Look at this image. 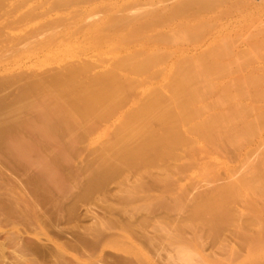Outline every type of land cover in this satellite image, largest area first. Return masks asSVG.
I'll use <instances>...</instances> for the list:
<instances>
[{
    "label": "rangeland",
    "instance_id": "rangeland-1",
    "mask_svg": "<svg viewBox=\"0 0 264 264\" xmlns=\"http://www.w3.org/2000/svg\"><path fill=\"white\" fill-rule=\"evenodd\" d=\"M114 1L116 0H0V264H198L201 258L210 264L216 261H231L236 264L249 253L247 242L251 237H264V229L258 223L249 225V222L257 218L264 219V196L241 194L233 198L227 206L231 220L216 230L210 229L205 221H195L193 225L190 213L202 192L210 194L218 184L224 186V183H220H227L232 172L235 171L234 175L238 173L235 177H241L243 173L248 178H258L261 175V169L258 168L257 171L255 166L264 160L263 124L257 137L243 140L240 144H227L223 140L213 141L215 146L212 142H201L193 146L181 144L173 154L156 159L158 162L155 160L156 163L145 168L119 165L109 168L111 173L108 172L105 177L99 174L105 166L100 167L103 165L104 154L114 153L108 151L107 147L115 140L122 116L139 107L148 97L145 85L151 80H161L159 75L171 63L172 57L166 55L168 57L152 69L151 75L120 68L121 74L130 76L129 80L120 79L129 83L123 85L125 92L122 93L121 102L108 111L107 115L102 116L105 109L101 108L102 114L99 112L98 117L80 120L82 122L72 126L71 130L64 133L61 131L53 136L44 135L43 129H40L43 126L42 119H39L41 111L30 107V104L36 101L51 104L53 100L49 92L56 88L54 89V84L51 86L50 80L62 75L67 77V72L71 74L76 69L74 71H82V74L79 71L81 81H88L106 74V71L126 57L125 52L118 55L102 53L89 44L86 38L88 28L105 15V10L100 5ZM148 1L117 0L116 2L121 3L117 14L121 18L122 14L124 17H139L140 26L151 22L145 26L154 27L149 30L148 26V31L158 38H167L176 33L180 29L175 26L177 21L189 19V23L196 22L197 25L195 23L191 27L194 29L201 27L198 24L202 23L207 32L202 29L204 26L201 24L203 27L199 28L197 34L205 32L198 37L200 40H197L196 34L193 36L194 43L191 37L189 39L192 42L187 40L189 42L183 44L190 55L200 54L203 49L210 48L218 35H228L225 39L223 37V42L232 43L234 49L229 43L230 49L234 51L231 54L227 44L223 45L224 52L228 49L231 54L230 58L229 55H226L227 58L224 56V61L232 59L234 63L230 62L236 68L232 67L235 72L220 81L226 82L238 76L245 78L251 71L255 76V70L260 72L255 77L264 79V0H205L206 4L204 0ZM183 2L192 9L186 7L188 11H185L179 7L181 3L180 6L185 8ZM191 2L201 3L193 5ZM97 4L99 7L96 8ZM175 6L177 9H174ZM171 7L174 10L182 9L185 15L182 11L177 15L173 14ZM199 7L201 10H197ZM155 9L160 10L163 17L161 13L153 12ZM126 10H131L127 11L129 16ZM166 10L175 15L174 19L172 15L168 16ZM150 11L154 13L151 15L152 19L150 17L151 21L140 17ZM196 11L198 16L195 15ZM215 14L217 18L214 17ZM209 20L216 22L213 21L215 24L212 25ZM206 21L209 27L203 23ZM105 27V33L113 31V26ZM144 27L139 28L143 30ZM173 28L176 31L173 32ZM154 37L151 38H157ZM246 47L252 50L248 51ZM259 49L262 50L258 51ZM159 52L163 56L165 48L160 47ZM237 52L239 53L236 54ZM248 54L253 55V61L249 60L251 57ZM235 56H240L239 60L248 58V61L246 59L241 63L246 66L244 69ZM235 61H239V68L235 66ZM71 69L72 72H69ZM246 74L247 76H242ZM242 78L237 79L246 82L248 77ZM239 80L234 81L240 83ZM256 81L255 85L258 83ZM259 83V86H243L246 91L252 86L249 92L245 91L244 96L252 91V95H247V98H243L242 88L243 93L240 91L242 99H238L241 102L238 109L241 107L246 110V104L252 102L259 105L253 112L247 109L250 117L261 110L264 113V97L260 99L264 95V80ZM254 87L259 92L262 89V95L256 92L257 89L254 90L259 94V101L250 98L256 94L251 90ZM232 90L236 92L237 89ZM227 91L222 90L221 93ZM162 92L164 95L161 93V101H166V105L171 102L167 87ZM217 94L207 95L204 103L210 101V106L212 96ZM223 95L228 97L226 93ZM254 97L258 98L257 95ZM242 102H245L244 105ZM226 104L227 107L229 104ZM261 117L259 122L262 123ZM151 123L152 127L157 128L160 124L153 121ZM180 129L182 133L190 135L188 124L182 125ZM140 140V137L133 138L129 145L134 146ZM255 145L257 149H261L263 159L261 155L257 157L259 152L257 149L253 150ZM251 150L256 156L248 154ZM246 156L248 159L252 158L253 163L248 160L247 164ZM253 158H258L260 162L257 160L256 163ZM203 166H209L213 170L214 176L210 180H205ZM107 167H104L105 170ZM102 170L105 171L103 168ZM93 176L100 180H94L96 185L93 184ZM216 182H219L217 186ZM213 184L215 188H212ZM177 200H181L183 204L178 206ZM188 222L192 225H187ZM180 246L182 249L193 250L197 259L201 257L199 260L194 257L199 262H182L179 259ZM259 264H264V259Z\"/></svg>",
    "mask_w": 264,
    "mask_h": 264
},
{
    "label": "bare ground",
    "instance_id": "bare-ground-1",
    "mask_svg": "<svg viewBox=\"0 0 264 264\" xmlns=\"http://www.w3.org/2000/svg\"><path fill=\"white\" fill-rule=\"evenodd\" d=\"M116 1L106 2L104 5H100V8L103 7V9L105 10V15H103V17L101 19L96 21L90 28H88V30L86 31V38H87L89 44L94 45V47H96L102 53H113V54L118 55V54L125 52L126 57L124 59H122L119 62V64L115 65L114 68H111L109 71H106L107 72V73L105 72L106 74H103L101 76L99 75V77H96V78H92V79L90 78V79H88V81L86 80L87 82L85 80L81 81L80 74H82V71L81 70H77L78 72L74 71L76 69H74L73 72H72V69L69 70V72L71 71L72 73L70 74L67 72L68 75L64 72L65 73L64 75H67V77L62 75L64 78L62 76L55 77L56 79H53L54 77L51 78L53 80H50L52 82L50 84H52L51 86H53V84H54V89L56 88L55 90L49 92V95L52 97V100H53L51 102V104L43 103V102H39V101L38 102L36 101V102L30 104V107L37 108L41 111L40 112L41 118H39V119H42V122H43L42 125L43 126L40 129L41 130L43 129L42 132H44L43 133L44 135L46 134V135L51 136V134H52V136H53L55 133L57 134L58 132H61V131H63L62 133H64V131H69L73 128L72 126H74V125L76 126V124H78L79 122H82L84 119L87 120L91 116L92 117H95V116L98 117V113L101 111L100 110L101 108H104L105 112L107 111L106 113L103 111L102 116L107 115L109 113L108 111H110L114 106H117L116 104H118V102L119 103L121 102L122 93L125 92L124 91L125 87L123 85L126 86L128 81H126V82L124 81L125 84H122L124 82L120 78H123L124 80L130 79V78H128V77H130L128 74H121L119 72L120 68L121 69L122 68H128L131 72H134L137 74H150L152 69L157 64H159L160 61H163L164 58H167L168 56L172 57L173 60L160 73L159 76H160L161 80H156V81L151 80L145 85V90H146V92L149 93L148 97L145 100H143V102L140 104L139 107L128 111L127 113H125L122 116L119 128H118L117 133H116L115 140L110 142L108 144V147H107V148H109L108 151L111 150V151H114V153H113V155H108V153L106 151L107 154H104L105 158L102 159L103 165L101 164L100 167L104 166V165H105L104 167H107V166L108 167L106 170L104 167H102L105 171H103L101 168V171L99 172V174L101 173V177H102V175L105 177V175L110 171L109 168H111L112 166L117 167L119 165H126V166L133 165V167H134V165H135V166H138L141 168L142 167L145 168L147 166H150L153 163H156V162H154L156 159H158V160L161 158L163 159V157H165L167 155L169 156L170 154H173L175 148L181 144H189L190 146H193V145H199V144H201V142H210V143L212 142L213 146H215V143H214L215 141L223 140L227 144L229 143V144H233V145L235 144L236 145L238 143L240 144L243 140H246L249 138L253 139L254 137H257L261 133V129L264 127L263 126L264 125V122H263L264 121V119H263L264 113L262 114V112H261L262 110L260 112L256 113L257 115L254 114L255 116H253V117L249 116L250 115L249 110L251 109V111L253 112V109H257L259 105L256 106V104L252 102V103L246 104V106H245L246 110H242L241 107H240V109L237 108L241 103L238 100L239 98H241L242 96H243V98H245V97L247 98V95H250V96L252 95L251 94L252 91H251L250 94L248 93L247 95L244 96L246 90H245V88L243 89V86L246 85L247 87H249L250 85L254 84V82L256 81V78H257L255 76L260 75V72H258V71L255 72L256 71L255 70L254 74L257 73L255 76L252 73L253 71L250 72L252 74L247 73L248 76H247V74L242 75V76H247L248 78L247 77L242 78L241 76L235 75L238 77H236V78L233 77V80H229V81L227 80L226 82L220 81L221 78L230 76L233 72H235L234 69L236 68V67L232 66V64L234 63L232 61V59H230V61H232V64L230 61H228L230 58V55L232 54V51H234V50L230 49V44L232 45V43L229 42L230 44L229 43L224 44V42H223V40L226 37H229L228 35L227 36L223 35L222 37H221V35H218L214 39V41L212 42V46H210V48H207L209 50L203 49L206 52H203V50H202V52H200V54L198 52L197 55H193V53H191V51H189L191 53V55H190L187 52L186 48L183 46V44H186L187 40H189V41L193 40V43H194L193 38H195V37H193V36H196L197 31L198 32L200 31L199 28H202L204 26L201 23V21L199 23H201L203 26L201 24H198L201 27L197 26V28L195 27V29H194L191 27H194L195 25H197L196 22L189 23V21H190L189 19L188 20H182L181 19L182 21H179V22L177 21L176 22L177 24L172 23L173 25L176 24L175 26H178L180 28V29H178V31L175 30L176 28H173L174 29L173 32L176 31V33L175 32H174V34L172 33L173 35L172 36L170 35V37L167 36V38L164 37L163 35H161V36H163L164 38H158V36L154 35V33H153V35H151L149 33V31H148L149 25L145 26L147 24H151V22H149V21H151L150 17L152 19L151 15L153 12L156 11V9L153 10V12L152 11L147 12V13L145 12V16L143 14V17H142V15L140 16L141 18H143V19L145 18L149 22V23L146 22L147 24L145 23V25L142 23L143 25L141 24L142 26H140V18L139 17L129 16L127 11H131V10H126L127 15L129 17H126V16L124 17V14L119 12L123 16L121 18V15L117 14V12L120 10L118 8V7H120L119 4H121V3L120 2L118 3ZM149 1L152 2V0H149ZM156 2L157 3L163 2V0L162 1L157 0ZM156 2L153 0V3H156ZM192 2H194V0ZM192 2L190 4L196 5L198 3H201L202 1L198 2L196 4L192 3ZM204 3H205V0H204ZM173 4H175V3L173 2ZM179 4L182 5L181 3H179ZM184 4H185V6H184L185 8H183V6H180V5H179V7H181L183 10H185L187 8L192 9V7L191 8L187 7L186 3H184ZM211 5H212V2H211ZM152 6L154 7V5H152ZM188 6H190V5H188ZM240 6H241V4H240ZM95 7L97 8V7H99V5L97 4V5H95ZM209 7L211 8L212 6H209ZM173 8H172V10L177 9L176 6L174 9ZM206 8L208 9V5ZM147 9H149V7ZM163 9H162V11H164ZM182 9L180 10V8H178V10H174L173 14H175V13H176V15L179 14V12H181ZM197 10H201L200 7ZM159 11H156L155 13H158V14L161 13ZM167 11L168 10H166V12ZM187 11H188V9H187ZM132 12H134V11L132 10ZM132 12H130V13L132 14ZM197 12L198 11H196L195 15L198 16ZM222 12H224V11H222ZM225 12H227V11H225ZM171 13L172 12L168 13V16H169V14L172 15ZM134 14H132V15H134ZM158 14H155V16H161L162 13L160 15H158ZM183 14H184V12H183ZM183 14L181 16L185 15V14L184 15ZM186 14H188V13H186ZM204 14H203V16H204ZM163 15L164 14H162V17H163ZM166 15L167 14H165L164 18L166 17ZM220 15L221 14H219V16ZM173 17H175V15H172V19H174ZM214 17L217 18L216 14ZM214 17H212V18L214 19ZM170 18H171V16H170ZM192 18H193V15H192ZM158 19H159V17H158ZM178 19H179V17H178ZM196 19H198V18L196 17ZM157 20L156 21L152 20V21L157 22ZM176 20H177V17H176ZM200 20H202V18ZM206 20H208V18H206ZM143 21H141V22H143ZM213 21H215V20H213ZM213 21L212 22L210 21V24L212 23V25H213V23H214ZM207 22L208 21L203 22V23L204 24L206 23L207 27H209L208 26L209 24H207ZM192 24H195V25H192ZM106 25H107V27L109 25L111 27L113 26V31L109 32V33H105L104 28H106L105 27ZM144 26L147 27V29ZM139 27L140 28L144 27L143 30L145 29V31H143ZM151 27L149 30H151ZM152 28H154V27H152ZM210 28H211V25H210ZM202 29H204L206 31L205 26ZM205 31H202L200 34H202ZM70 34H71V32L69 33V36L72 35V34L71 35ZM200 34H197L196 38L200 37ZM153 36L157 37L158 39L155 37H154L155 39L151 38ZM202 36H203V34H202ZM223 37H224V39H223ZM189 38H191V40ZM255 39H256V37H255ZM260 39H262V38H260ZM197 40H200V38H198ZM231 40H233V38ZM75 41H76V39H75ZM189 41H187V43ZM255 41H258V40H255ZM79 43H80V41H79ZM250 43H252V42H250ZM261 43L263 44V42H261ZM189 45H190V43H189ZM223 45H226L227 48L229 47L228 49L230 50L231 54L229 53L228 49L226 50V52H228V54H226V52H224L225 47ZM253 46H254L253 48L255 49V44ZM160 47L165 48V53L163 54V56L162 55L160 56V52H159ZM256 47H258V46H256ZM233 49H234V46H233ZM247 49H249V48H247ZM250 50H252V48L249 49L248 51H250ZM261 50L262 49H259L258 51H261ZM224 53H225V55H224ZM238 53L239 52H237L236 54H238ZM166 55H168V56H166ZM226 55H229V58L224 61V58L225 57L227 58ZM248 55H249V57H251V59L249 58V60H252L253 55H251V56H250V54H248ZM235 57H238V60L240 59V56H235ZM246 59H244V60L248 61V58H246ZM260 59H262V55H261ZM234 60H237V58H235ZM244 60H239L240 65L243 64ZM239 61H238V63L235 61V63H237V64H235V66H237V67L239 66L238 65ZM247 63H245V65H247ZM243 66L244 65H242V68L244 69L246 66H244V67ZM258 68H260V67H258ZM262 70H264V69H262ZM79 71H81V73ZM69 74H70V76H69ZM262 74H264V71H262ZM262 74H261V76H262ZM237 78H242V80L247 78V81L241 82ZM230 79H232V77ZM234 80H237V81L239 80L240 83H237V81L235 82ZM258 80H260V78ZM258 80L256 82L259 83L261 80L263 81L264 79L261 78L260 81H258ZM258 83L256 85H258ZM256 85L254 84V86H256ZM166 87H167V90L169 91V94H170L169 95L170 100L169 99L168 100L171 102H169V103L167 102V104H169V105H167V104L165 105L166 101L163 103L162 102V101H164L163 99L161 101V98H163L161 96V93H163V95H164V92H162V91ZM217 88L222 89L224 91H226V90H228V91L221 93L222 90L220 91ZM234 88L237 89L236 92H234L232 90ZM241 88H242V90H244V93L242 92ZM250 88H252V86ZM250 88H248V90ZM256 89L257 88L251 89V90H253L254 94L256 92L258 93L259 92L258 90L260 88L257 90ZM248 90L246 92L250 91V90L249 91ZM254 90H256V92ZM261 90H260V92H261ZM217 91L220 92V94ZM240 91L243 93V95H242V93L240 94ZM262 91L264 92V90H262ZM260 92H259V94H260ZM214 93L217 95H214V97L212 96L213 99H212L211 105L209 106V104H208L210 101H208V103H207L208 105L206 103H204V100L206 98H208L206 96L207 95L210 96V94L213 95ZM223 93H226L228 95V97H224ZM257 93L255 94L258 97L257 99H256V97H254L255 95L253 97H250L253 99L255 98V100H253V101H259L260 97H261L260 99H262V97H264V95H262V93L260 94V95H262L260 97L258 96L259 94H257ZM239 94H240V97H239ZM221 95H223V97ZM225 98H227V101ZM226 103L229 104L227 107H226V105H227ZM244 103H243V105H244ZM208 107H210L211 110H209L210 108L208 109ZM247 109H249V110L247 111ZM205 112H206V114H205ZM247 112L249 115H247ZM260 117L263 120L262 123L259 122ZM80 120H82V121H80ZM152 121H153V123H155V122L160 123L159 124L160 127L159 126H158V128H157V126L152 127L151 126ZM184 124H188L190 135H186V134L181 132L180 128ZM10 129H8V130H10ZM0 134H2V133H0ZM4 135H5V133H4ZM8 135H10V134H8ZM263 136H264V134H263ZM136 137L141 138L140 142H138L134 146H132V145L130 146L129 142L131 141V139L136 138ZM260 140H263V139L261 138ZM263 142H264V140H263ZM259 144H261L260 141H259ZM17 145L19 146V143ZM24 145H26V144H24ZM24 145H22V148L24 147ZM256 145H255V149H253V150L257 149ZM259 146H258V148H259ZM262 146H263V150H264V145H262ZM15 147H16V145H15ZM19 147H21V146H19ZM26 147L27 146H25V150L27 151L28 148H26ZM20 150H22V149H20ZM253 150H251L252 152L250 151L248 154L252 153L253 155H255ZM260 150L261 149H257L256 151H258L260 153ZM256 151H255V153H256ZM259 153L257 155L258 158H259V155H261V153L260 154ZM262 156L263 155H261V158H262ZM254 158H253V161H255L257 163L258 162L257 160H259V159L258 158L254 159ZM251 159L252 158L248 159L246 156L245 162L248 164L249 163L248 160L251 161ZM104 160H105V162H104ZM158 160H156V161L158 162ZM259 162H260V160H259ZM256 163H255V165H256ZM255 167L257 168V169L255 168L257 171H258V168L261 169V170H259V172H261V175L258 178H248L247 176H245L244 173H243L244 175L241 173L242 174L241 177H239V176L235 177V175H237L238 173L236 172L237 174L234 175V172H235L234 171V172H232L233 174H230L229 180H227V183L226 182L220 183L221 185H222V183H224V186L223 185L220 186L218 184L219 182L218 183L216 182V186H217V184H218V186L215 188V185L214 184L212 185V188H213V186L215 188V190L212 191V193L203 194V192H202L201 197L200 198L198 197V200L194 203V205L192 206V209H191L190 221L193 222V220H194L193 225L196 223L195 221H198V222L199 221H203V222L205 221L204 223L208 224L209 225L208 227H210V229L211 228L213 230H216L217 228L219 229V227H221L226 222L230 221L232 218L231 214L228 212L227 206L233 198H235L241 194H251V195H257V196H264V160H262L260 163H258L257 166H255ZM50 170H51V168H50ZM239 171L241 172V170H239ZM109 173H111V172H109ZM202 174H203L204 178L206 177L205 180L207 178L209 179V178H212V176H214L213 170L209 166H203L202 167ZM98 175H96V176L99 178L100 176H98ZM95 177L93 176V178H92L94 185H96V182L100 181V180L99 181L96 180L98 178H95ZM213 178H215V177H213ZM94 180H96V182ZM211 181H213V180H211ZM176 204L178 206H181V204H183V203L181 200H177ZM191 222L190 223L188 222L187 225L191 226L192 225ZM249 223H250L249 224L250 226H251V224L258 223L260 225V228L264 229V219L263 218H257L256 220L249 222ZM245 227H246V225H245ZM162 228L164 229L165 227H162ZM166 229L167 228H165V230ZM243 229L244 228H242V230ZM262 232H263V230L261 231V233ZM242 233H243V231H242ZM245 233H247V232H245ZM243 237H244V235H243ZM250 239H252V237ZM249 240L247 242V243H249V247H250L249 253L247 254L246 257H244L242 260H240L236 264H259L264 259V237L254 238L251 240V242ZM187 246L188 245H186V247ZM180 247H179V251H180L179 259L182 262H189V263L195 262L196 263L197 260H199L201 258L200 257L199 259H197L195 256L196 253L194 252L195 255H193L194 253H192V251H193L192 248H190L192 251L187 249V248H189V246L187 248H183V249H182V246H180ZM183 247H185V246H183ZM194 257L197 259L196 261H195ZM200 262L202 264H210L205 259L202 260V258H201ZM212 264H234V262L216 261V262H213Z\"/></svg>",
    "mask_w": 264,
    "mask_h": 264
}]
</instances>
